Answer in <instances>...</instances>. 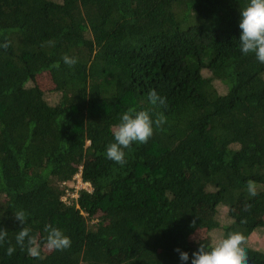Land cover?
<instances>
[{
	"label": "trees",
	"instance_id": "1",
	"mask_svg": "<svg viewBox=\"0 0 264 264\" xmlns=\"http://www.w3.org/2000/svg\"><path fill=\"white\" fill-rule=\"evenodd\" d=\"M248 2L0 0V264H182L177 248L191 264L213 243L195 235L217 229L242 233L247 264H264L248 243L264 229V63L239 41ZM152 90L166 104L151 105ZM129 108L166 122L121 165L106 148ZM81 167L92 190L67 203L64 181ZM21 209L41 241L52 224L71 246L27 255Z\"/></svg>",
	"mask_w": 264,
	"mask_h": 264
},
{
	"label": "clouds",
	"instance_id": "2",
	"mask_svg": "<svg viewBox=\"0 0 264 264\" xmlns=\"http://www.w3.org/2000/svg\"><path fill=\"white\" fill-rule=\"evenodd\" d=\"M239 27L242 30L239 37L240 50L244 55L255 54L260 63H264V0H249L247 6L240 9ZM8 47L5 42L0 45ZM64 64L69 67L77 63L74 56L64 55ZM59 68V63L54 65ZM148 99L151 105H164L166 98L160 96L155 90L149 92ZM166 122L163 113L155 116L150 110H136L129 108L122 113L119 124L113 130L114 142L106 148V157L118 164L126 163L125 149L133 143L146 144L153 136L156 129ZM246 190L250 197L257 195L255 182L249 180ZM29 214L24 210L14 212V219L21 225L16 233L15 242L22 251L34 259L42 258V251H63L71 246V238L59 227L52 224L44 226L46 236L43 241L33 234L31 227L26 226ZM195 223V222H193ZM8 237L7 229H0V246ZM246 238L242 233H231L225 238L218 239L210 245L199 244L198 250L192 253L191 264H247ZM16 246H9L6 254L11 256L16 251ZM182 264L189 260V253L176 249Z\"/></svg>",
	"mask_w": 264,
	"mask_h": 264
},
{
	"label": "rangeland",
	"instance_id": "3",
	"mask_svg": "<svg viewBox=\"0 0 264 264\" xmlns=\"http://www.w3.org/2000/svg\"><path fill=\"white\" fill-rule=\"evenodd\" d=\"M39 81L41 82L43 87H49L52 85L50 77L47 73H43L39 76ZM220 91H223L224 85L221 84L219 81L217 82ZM201 206V205H200ZM218 216L222 221H227L228 217V208L227 206H220L218 211ZM195 241L201 242L202 240H212L214 243L218 239H222V232L221 229H217L211 232L210 235H207L205 232L201 231L200 233L195 235ZM248 243L254 247L264 248V229L257 228L248 238Z\"/></svg>",
	"mask_w": 264,
	"mask_h": 264
},
{
	"label": "built area",
	"instance_id": "4",
	"mask_svg": "<svg viewBox=\"0 0 264 264\" xmlns=\"http://www.w3.org/2000/svg\"><path fill=\"white\" fill-rule=\"evenodd\" d=\"M64 184L68 185V188L62 199L67 203L77 201L81 189L92 190V184L83 178L82 167L74 175L73 179L64 181Z\"/></svg>",
	"mask_w": 264,
	"mask_h": 264
}]
</instances>
